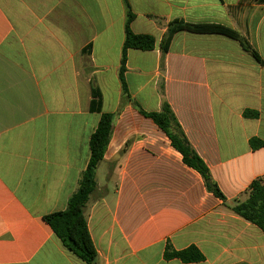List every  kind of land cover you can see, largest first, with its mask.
<instances>
[{
  "label": "crops",
  "instance_id": "0c3cea01",
  "mask_svg": "<svg viewBox=\"0 0 264 264\" xmlns=\"http://www.w3.org/2000/svg\"><path fill=\"white\" fill-rule=\"evenodd\" d=\"M128 2L132 31L157 40L128 50L129 93L145 112L169 103L225 201L125 100V0H0V264H86L44 217L67 209L88 166L93 86L115 115L85 210L94 264H185L165 259L168 243L196 247L204 260L191 264H264V231L232 209L264 179V1ZM175 20L236 30L262 63L236 40L188 31L163 56Z\"/></svg>",
  "mask_w": 264,
  "mask_h": 264
},
{
  "label": "trees",
  "instance_id": "16d2710c",
  "mask_svg": "<svg viewBox=\"0 0 264 264\" xmlns=\"http://www.w3.org/2000/svg\"><path fill=\"white\" fill-rule=\"evenodd\" d=\"M125 7V42L119 70V79L123 87L125 100L132 103L142 115L153 120L159 129L167 135L172 147L181 154L184 164L201 175L207 191L218 199L225 201V197L217 183L213 180L209 168L191 146L169 103L163 101L159 112H145L132 99L125 80L128 50L153 51L157 47V40L151 35H138L132 31L131 24L135 19V15L131 10L128 0H125ZM181 31L226 36L238 41L246 52L262 63L257 51L250 45L247 38L238 31L221 25L191 24L182 20H175L169 25L167 33L160 43L163 56L168 53L175 35ZM90 111L100 113L101 118L98 127L90 138V159L88 166L81 176L77 191L68 201L67 209L44 217L46 223L52 228L65 248L86 264L95 263L97 260V250L89 232L85 210L91 196L97 189V168L104 159L115 120L114 114L102 112V95L96 86L92 87ZM259 116L260 114L255 111L247 110L244 112L245 118L257 119ZM251 145L253 148H256V141H251ZM232 209L236 214L264 231V179L254 181L249 188V198L245 202H235ZM164 256L167 260L179 259L185 264L199 263L204 260L203 254L196 247L177 251L171 243L166 245Z\"/></svg>",
  "mask_w": 264,
  "mask_h": 264
}]
</instances>
